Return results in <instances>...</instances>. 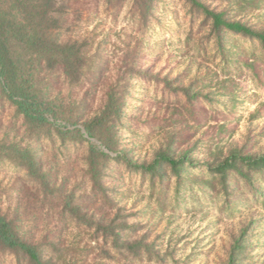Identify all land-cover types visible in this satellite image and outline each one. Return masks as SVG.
Returning a JSON list of instances; mask_svg holds the SVG:
<instances>
[{"label": "rangeland", "instance_id": "374dc122", "mask_svg": "<svg viewBox=\"0 0 264 264\" xmlns=\"http://www.w3.org/2000/svg\"><path fill=\"white\" fill-rule=\"evenodd\" d=\"M66 1L61 39L78 40L87 61L73 79L42 69L43 87L73 116L69 130L100 114L110 89L120 95L121 118L102 131L118 157H105L95 185L88 141L53 127L36 136L0 102V139L30 148L54 188L0 163V213L48 264H228L238 240L237 264H264V178L255 192L231 174L227 202L206 171L235 149L264 153L259 45L227 30L219 42L189 0H155L145 20L132 0ZM200 1L264 28V0ZM161 151L189 152L180 176L167 164L154 177L137 168ZM0 264L30 263L0 250Z\"/></svg>", "mask_w": 264, "mask_h": 264}, {"label": "trees", "instance_id": "16d2710c", "mask_svg": "<svg viewBox=\"0 0 264 264\" xmlns=\"http://www.w3.org/2000/svg\"><path fill=\"white\" fill-rule=\"evenodd\" d=\"M132 1L139 9V16L145 20L155 0ZM189 1L210 20L211 31L219 42L222 31L227 30L255 41L260 52L264 53V28L256 29L247 23L229 20L224 12L211 9L200 0ZM67 12L66 0H0V102L7 101L14 106L16 113L23 117L28 129L36 136L53 127L62 135L72 132L88 141L87 172L92 182L100 185L101 167L105 157H112L109 151H113L112 138H104L102 131L110 129L112 123L120 120L121 96L110 89L100 114L83 122L81 128L69 130L67 124L75 125L73 116L48 95L40 76L42 69L60 66L73 79L86 64L87 55L80 42L71 38L61 39V21ZM94 139L99 140L100 144L95 143ZM188 153L186 151L175 159L169 151H161L151 163L138 165L137 168L154 177L158 169L167 164L180 176L188 161ZM0 163L25 169L45 193L54 191L30 148L15 141L8 143L1 138ZM206 171L220 178L224 199L230 202L228 178L231 174L244 180L253 191H259L258 177L264 178V153L244 155L235 149L215 166L206 167ZM239 241L232 247L228 264H237ZM0 250L23 255L30 264H48L40 245L25 240L15 221L1 213Z\"/></svg>", "mask_w": 264, "mask_h": 264}]
</instances>
